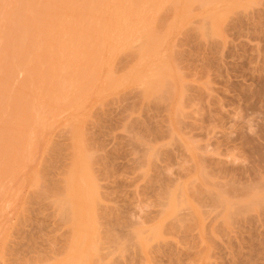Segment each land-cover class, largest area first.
<instances>
[{
    "label": "rangeland",
    "instance_id": "374dc122",
    "mask_svg": "<svg viewBox=\"0 0 264 264\" xmlns=\"http://www.w3.org/2000/svg\"><path fill=\"white\" fill-rule=\"evenodd\" d=\"M263 182L264 0H0V264L75 193L91 264H264Z\"/></svg>",
    "mask_w": 264,
    "mask_h": 264
},
{
    "label": "bare ground",
    "instance_id": "6f19581e",
    "mask_svg": "<svg viewBox=\"0 0 264 264\" xmlns=\"http://www.w3.org/2000/svg\"><path fill=\"white\" fill-rule=\"evenodd\" d=\"M42 2H43V0H41ZM23 10H25V8L23 9ZM23 10H21V11H23ZM19 11V10H18ZM25 13V12H24ZM25 19V18H24ZM19 20H20V18H19ZM86 20V19H85ZM24 22V21H23ZM86 22V21H85ZM15 23V22H14ZM21 23H22V21H21ZM20 23V24H21ZM25 23V22H24ZM12 24V23H11ZM86 24V23H85ZM84 24V25H85ZM18 25H19V23H18ZM17 25V27H19ZM26 25V24H25ZM28 25V24H27ZM119 25V24H118ZM29 26V25H28ZM28 26H27V28H28ZM14 27H16V26H14ZM21 27V26H20ZM19 27V28H20ZM30 27V26H29ZM84 28V27H83ZM127 28V27H126ZM126 28L124 29V31L126 30ZM14 29V28H13ZM87 29L88 28H86L85 30L87 31ZM128 29V28H127ZM84 30V29H83ZM84 30V33L86 32ZM89 30V29H88ZM20 31V30H19ZM26 31H28V30H26ZM121 31V30H120ZM120 31H118V32H120ZM123 31V30H122ZM16 32V31H15ZM17 32H18V29H17ZM83 32V31H82ZM126 32V31H125ZM129 32V31H128ZM27 34V33H26ZM82 34V33H81ZM87 34H89V31H88V33ZM120 34H121V32H120ZM83 36H87L86 35V33H85V35L84 34H82ZM82 35H80V33H79V36L82 38ZM121 35H124L123 34V32H122V34ZM126 36H128L127 35V33L125 34ZM124 35V36H125ZM29 36H30V34H29ZM28 36V37H29ZM78 36V35H77ZM27 37V36H26ZM31 37V36H30ZM23 38V37H22ZM29 39H31V38H29ZM28 40V39H27ZM17 41V40H16ZM30 41V40H29ZM10 42V41H9ZM17 42H19V41H17ZM24 41H21V43H23ZM16 43V42H15ZM29 43V42H28ZM13 44V43H12ZM23 45V44H22ZM22 45H21V47H22ZM25 45H26V43H25ZM16 46H19V43H18V45H16ZM16 46H14L13 45V47H16ZM24 46V45H23ZM21 47H20V50H21ZM27 47V46H26ZM26 47H22V49H27ZM29 47V46H28ZM65 48V47H64ZM12 50H13V48H11ZM15 49V48H14ZM20 50H19V52H20ZM21 51H23V50H21ZM28 51V50H27ZM17 52H15V54H16ZM25 53H27V52H25ZM26 56V55H25ZM63 57V56H62ZM25 58V57H24ZM23 58V59H24ZM61 58V57H60ZM23 61V60H22ZM25 62V61H24ZM99 62V61H98ZM145 67H147V66H145ZM144 68V67H143ZM25 76V75H24ZM29 77H30V75H29ZM28 81H30L29 79H27ZM153 84V85H152ZM151 84V88L150 89H152V87H154V83H152ZM158 83H156V85H157ZM155 85V86H156ZM146 86V85H145ZM171 86V85H170ZM150 87V85H148V88ZM158 87V86H157ZM155 88V87H154ZM153 88V89H154ZM171 88V87H170ZM150 89H148V90H150ZM152 89V90H153ZM172 89V88H171ZM173 90V89H172ZM261 91V90H260ZM150 92H151V90H150ZM159 92V91H158ZM172 92H174V90L172 91ZM256 92V91H255ZM152 93V92H151ZM155 93V92H154ZM172 94V93H171ZM260 94V93H259ZM244 96V95H243ZM251 111V110H250ZM255 111V110H254ZM262 131V130H261ZM78 147H79V145H77ZM76 146V147H77ZM81 149V148H80ZM76 150H78L79 152H80V150L79 149H76ZM78 154H80V153H78ZM82 155V154H81ZM79 156V155H78ZM79 159V158H78ZM82 159V158H81ZM75 161H76V159H75ZM79 161H81V160H78L77 161V165H75V166H80V165H78V164H80V162ZM82 167H83V165H82ZM81 167V168H82ZM77 168V167H76ZM80 168V167H79ZM80 168V169H81ZM83 168H85V166L83 167ZM79 169V170H80ZM88 169V168H87ZM83 170V169H82ZM84 171V170H83ZM83 171H81V173L83 172ZM85 172V171H84ZM80 173V172H79ZM78 173V174H79ZM87 173V172H86ZM81 175V174H80ZM83 175H84V173H83ZM88 175V174H87ZM86 175V176H87ZM75 176H77L76 175V173H75ZM84 177V176H83ZM80 178V177H79ZM82 180V179H81ZM70 182H72V181H70ZM263 184H264V182H263ZM81 193V192H80ZM264 193V192H263ZM84 193H82V194H79V193H75L72 197H71V200H70V205L72 206V211H73V217H74V226H75V240H73V243H74V246H75V244L78 242V241H80L79 243H80V245L82 246V247H85V245H86V247H85V249L83 248V250H82V247H81V249H80V247H78V249L77 250H75V252H73V254H72V256H71V258H70V260H69V262H68V264H91V258H92V254H95L94 253V246H96V245H94V240H93V242L92 243H87V241H88V239H92V237H91V235H90V233L91 232H93V231H91V226L89 227L88 225H87V231H83L86 227H84L85 226V224H83L84 222H86V220H84L83 221V219L85 218H87V216H88V213H89V211H87L88 213L86 214V212H85V210H87V209H85L86 208V206H88L87 205V200H88V195L86 194V195H83ZM248 197V196H247ZM264 199V198H263ZM216 201H218V200H216ZM259 201H262L261 199L259 200ZM62 202H64L63 200H62ZM68 202V201H67ZM220 202V201H219ZM253 202V201H252ZM256 202V201H255ZM262 202H264V200L262 201ZM60 203V202H59ZM258 203V202H257ZM63 204V203H62ZM64 204H66V203H64ZM68 204V203H67ZM70 205H69V207H70ZM178 205H179V203H178ZM250 205V204H249ZM256 205V204H255ZM258 205H260V204H258ZM261 205H262V203H261ZM63 206V205H62ZM68 206V205H67ZM245 206V205H244ZM65 207V206H64ZM68 207V208H69ZM178 207V206H177ZM244 208V207H243ZM263 208V207H262ZM62 210H63V208H61ZM61 209H60V211H61ZM65 209H67L66 207H65ZM65 209H64V212H65ZM85 209V210H84ZM90 209V208H89ZM88 209V210H89ZM238 209V208H237ZM169 210V209H168ZM67 211H68V214H69V209H67ZM84 211V212H83ZM236 211V210H235ZM171 212V211H170ZM67 213V212H66ZM65 213V214H66ZM72 213V212H71ZM176 213V212H175ZM62 214H63V212H62ZM84 215V216H83ZM85 215H87L86 217H85ZM233 215V214H232ZM237 215V214H236ZM226 217V216H225ZM236 217V216H235ZM71 220H72V218H71ZM82 227H84V228H82ZM90 230H89V229ZM89 231H91L90 233H89ZM86 232H88V233H86ZM93 235V234H92ZM90 236V237H89ZM94 237V236H93ZM84 239H85V242H84ZM84 242V245H83V242ZM92 241V240H91ZM85 243H87V244H85ZM78 244V243H77ZM77 244H76V247H77ZM92 255V256H91ZM90 262V263H89Z\"/></svg>",
    "mask_w": 264,
    "mask_h": 264
}]
</instances>
